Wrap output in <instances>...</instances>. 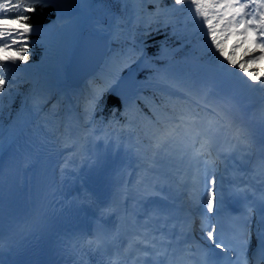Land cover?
Wrapping results in <instances>:
<instances>
[{
	"label": "snow or ice",
	"instance_id": "1",
	"mask_svg": "<svg viewBox=\"0 0 264 264\" xmlns=\"http://www.w3.org/2000/svg\"><path fill=\"white\" fill-rule=\"evenodd\" d=\"M76 0H0V112L3 110V99L8 96L11 100L12 90L19 83L18 74L27 71L32 50L38 41L31 39L33 35L43 37L48 34L52 25L42 27L29 23L32 16L38 11V6L44 7L50 4H70ZM81 3H91V0H79ZM128 2V0H125ZM133 3H153L157 7L154 12L148 13L149 19L145 27L150 28L152 23L158 25L152 29L159 32L160 26L167 28L173 25L175 34V13L188 12V19L192 24V32L199 33L202 54L208 56L207 64L211 72L212 83L202 85L199 89L194 84L178 80L169 73L167 68H158L156 72L161 82L166 85L160 89L167 101L162 105H156V111L152 117H144L147 125L137 130L135 122L126 117L129 111L127 104L120 117L116 115L117 109L112 110V116L106 122L101 118L103 129L97 130L94 126L87 129L84 136L85 142L89 137H96L103 133L109 142L116 143L119 148L125 139L128 141V149L133 150L139 159L151 157L150 168L156 166L157 158H168L183 164L188 158L189 166H195L196 175L191 178V193L189 199L194 205L203 207L206 204L207 213L201 211L200 230L206 233L205 244H200L191 235V225L195 218L191 217L187 230L181 226L179 232L162 229L167 227L170 219L168 212L154 210L143 215V203L153 195H160L157 185L160 183L159 172L149 173L143 169L145 176L137 184L143 188V194H133L131 186L125 182L121 185V198L107 205L97 204L91 193L84 190L82 203L96 206L99 216L97 224L103 226L105 215L119 216L124 221L126 232H121L118 227L114 232L104 230L98 232L91 239H87L89 247L95 246V250L108 252L107 244L116 247V259L110 264H120L122 237L127 238V247L124 251L125 264L132 259L133 264H218L219 253H229L223 257L225 264H250L247 251L250 243V233L245 235V225L234 226L230 238L223 235V228L219 223H213V214H218L223 203V195L217 187L219 181L216 177L218 171L217 161L221 160L219 152L214 154L215 138L224 134L233 127V122L226 119L227 114L220 104L226 102L227 97H220L218 103L210 100V92L214 85H229L234 82L243 88L255 93H264V0H174L171 7H160L162 0H131ZM183 6H187L185 9ZM58 19L62 18V12L58 9ZM137 17V23L142 22ZM187 25H185V28ZM147 34V33H145ZM167 49L161 48V55L156 59H162ZM124 58L131 60L133 56L140 59L145 56L141 47L137 52L135 47L123 54ZM134 62V61H133ZM20 65H25L21 68ZM119 85L118 79L93 82L90 86V94L83 106L85 125H94L95 113L102 111L101 101L106 93H115ZM118 95V93H116ZM181 101L186 107L172 111L168 110V102ZM204 109L203 116L199 109ZM207 118V119H206ZM55 120L56 117L54 116ZM61 128L64 129L61 132ZM56 141L67 139L70 130L62 122L57 121L54 129ZM2 133V125H0ZM241 131L237 129L235 139H241ZM244 143H248L245 137ZM75 144V140L71 141ZM65 146H71L66 144ZM235 147V145L233 146ZM3 139L0 136V174L3 171ZM74 153L70 154L73 155ZM87 158V154H85ZM95 162V161H93ZM203 165V167H201ZM63 167H68L65 161ZM63 167L61 171L63 172ZM211 177V179H209ZM187 184V179L182 180ZM203 182V194H198V186ZM209 184L211 188H209ZM237 194L247 198V188L237 186ZM206 195V201L203 196ZM162 199L167 197L161 196ZM260 199L264 201V193ZM252 208L248 207L251 214ZM143 215V219L141 216ZM161 224L157 226L156 221ZM176 225L173 223L172 229ZM72 243V239L69 240ZM3 251V242L0 240V253ZM135 253V257L129 254ZM195 257V259H194ZM0 264L5 261L0 255ZM256 264H264V240L261 241Z\"/></svg>",
	"mask_w": 264,
	"mask_h": 264
},
{
	"label": "bare ground",
	"instance_id": "2",
	"mask_svg": "<svg viewBox=\"0 0 264 264\" xmlns=\"http://www.w3.org/2000/svg\"><path fill=\"white\" fill-rule=\"evenodd\" d=\"M163 3V2H162ZM152 4V3H150ZM58 14V9L62 12V18L51 28L50 34L43 46V50L38 59L29 61L31 67L27 68V71L21 72L22 75L32 80L34 83V90L27 97L26 102L20 107L17 116L14 118L8 132L2 136L3 139V171L0 174V209L1 199L5 194L4 186L7 177V168L5 162L9 155V152L17 141V139L23 134L24 130L33 122H43L44 128H42V134L44 136V142L48 140H55L53 129L57 121L62 122L70 130V134L67 139H61L56 141L59 146L58 154V172L56 176L59 181V187L61 191L65 193L75 192L78 200L79 214L83 226H87L91 223H97L96 217L99 216V211L96 206H89L86 203H82L84 190L91 193L93 196V189L99 180L106 183V198L102 202H97L100 205H107L113 201L121 198V185L127 182L132 190L133 194L141 195L137 193L132 186V175L134 167L131 163H128L127 167L120 172L121 184H118L111 173V156H113L118 148L116 143L109 142L105 138H100L99 143L106 145V149L103 152L104 156L100 157L99 151L95 146L83 145L82 142L78 144V150L71 151L73 145L65 146L68 144L66 140L78 132L81 125L78 124L79 117L81 115L82 106L84 104L82 93L90 92V86L93 82H102L109 80L114 75V71H118L119 68H107V61H103L97 73L88 78L79 88L70 89L67 88L62 81V72L67 61L69 52L76 41L78 35L83 29L84 21L90 13L89 3H81L76 0L70 4H53ZM142 4H140L141 6ZM143 6V5H142ZM153 10V9H152ZM149 18H146L147 21ZM94 26V25H93ZM97 33H102L105 30L94 28ZM173 66V65H172ZM175 66V65H174ZM21 68H25V65H21ZM99 79V80H98ZM232 102L230 103L231 110L226 113V119L233 122V131L239 129L248 134L251 140L252 152L248 153L244 151L242 146L231 147L230 151L225 153L226 147L219 148L220 154L225 156V168L222 171L220 184L226 183L223 178L224 175H242L251 178L252 190L261 189L264 184V178L261 174V164L258 161V148L264 144V125L259 119L250 120L251 116L258 115L262 108V96L253 93L237 83L232 85ZM52 102L48 106V103ZM244 103V117L239 115V111H243L239 108L237 103ZM81 108V110H80ZM46 109V110H45ZM80 111V112H79ZM75 113V114H74ZM80 114V115H79ZM75 115L76 118H73ZM56 117L54 120L53 117ZM79 125L78 128H75ZM61 132L64 130H62ZM74 153L73 155H70ZM87 154V158H85ZM102 158V159H101ZM65 161H68V167H63ZM95 161V162H93ZM36 165V159L33 157L30 159L29 155H24L17 168L15 177V188L19 192L21 198L30 199V187L32 181V174ZM63 167V172L61 168ZM26 191V195H24ZM173 192L167 190L160 195L151 196L146 202L143 203V207L146 205L152 211L162 210L168 212L170 220H177L180 215L181 207L179 200L173 198ZM161 196L167 197L162 199ZM184 199V198H183ZM182 199L183 202H185ZM101 226V225H100ZM103 227L108 232H114L118 227L121 232H126L127 229L124 226V221L119 216L105 215L103 219Z\"/></svg>",
	"mask_w": 264,
	"mask_h": 264
},
{
	"label": "trees",
	"instance_id": "3",
	"mask_svg": "<svg viewBox=\"0 0 264 264\" xmlns=\"http://www.w3.org/2000/svg\"><path fill=\"white\" fill-rule=\"evenodd\" d=\"M92 6H97V11L101 13L103 19H108L110 17V13L112 14V23L117 25V29L111 30L110 36V50L108 55H110L113 59L119 62L128 61L129 59L124 58L123 54L127 53L130 48L135 47L137 52L140 50L139 47H142L145 51V56L139 62L137 68L145 67L147 69H151L154 66H159L162 64L161 59H156L158 55H161V48L164 47L167 49L164 52L163 56H172V57H182L184 55L192 54L193 48L187 42V38L183 36V29L185 25H187V29H192V24L188 19L187 10L175 13L174 19L175 23V34L173 35V25H168L167 28L160 26L159 32L154 31L158 27L156 23H152L150 28H146L147 31L144 37L143 42H139L133 38V33H135V28L131 24H127L124 19V13L120 10V6L118 2H113L111 0H91ZM169 7L172 6L173 3H169ZM185 9L187 6H183ZM153 8H149V13L154 12ZM126 13V12H125ZM95 15V13H93ZM127 14V13H126ZM32 18L29 23L34 25H40L43 27L52 25L57 20V15L54 11L52 5H47L44 7L38 6V11L34 14H31ZM185 28V29H186ZM184 29V30H185ZM182 30V31H181ZM132 34V35H131ZM129 35L133 42L130 41ZM30 38H37L35 35ZM202 39V37H200ZM32 55L30 60H36L40 54V50L38 48H34L32 50ZM132 60H136V57L133 56ZM130 61V60H129ZM27 90L26 85H18L17 86V94L12 96V105L10 107H6V111L8 117L4 119V125L2 128V133L5 131L6 126L9 124L11 118L17 113L20 105L23 103V99ZM13 94V92H12ZM160 97L156 95H150L149 93H145L142 100L136 101L135 105V125L137 130L145 127L147 125V121L144 117H152L153 113L150 112V106L162 105ZM175 105L176 110L180 109L179 104L173 103ZM119 106V95H110L105 94L103 100L101 101L102 111H96V117L101 122V118L106 122L112 116V110L118 109ZM6 113V112H5ZM5 116V115H4ZM0 133V135L2 134Z\"/></svg>",
	"mask_w": 264,
	"mask_h": 264
},
{
	"label": "water",
	"instance_id": "4",
	"mask_svg": "<svg viewBox=\"0 0 264 264\" xmlns=\"http://www.w3.org/2000/svg\"><path fill=\"white\" fill-rule=\"evenodd\" d=\"M95 20L94 15L90 13L87 15L83 29L69 52L62 72V81L67 88H79L88 78H92L108 53L110 35L107 31L102 33L95 32L93 30V22ZM118 81L119 85L115 92L121 89H133L136 86L132 69L127 70ZM29 130L30 128L26 131L28 132ZM104 187L105 183L100 181L98 188L95 190L98 199L105 198Z\"/></svg>",
	"mask_w": 264,
	"mask_h": 264
},
{
	"label": "rangeland",
	"instance_id": "5",
	"mask_svg": "<svg viewBox=\"0 0 264 264\" xmlns=\"http://www.w3.org/2000/svg\"><path fill=\"white\" fill-rule=\"evenodd\" d=\"M111 1H113V2H118V4H119V6H120V10H124L125 8L124 7H126V5H125V0H111ZM162 2L163 3H161V6L160 7H169V3H173L174 2V0H162ZM153 4V3H152ZM155 7V6H154ZM156 8V7H155ZM97 9H98V7L97 6H92V3H91V7H90V10L93 12V13H95V16L97 17L96 19H97V21H96V23H95V27L96 28H98V29H104V28H106V27H108L109 28V26L110 25H112V18H111V16H112V14L110 13V17L108 18V19H103V17L101 16V13H99L98 11H97ZM140 9L141 10H143V9H145V7L144 6H140ZM111 27V26H110ZM185 29V28H184ZM183 29V36L185 37V38H187V41L188 42H191L192 40L194 41V47H195V50L199 53V55H202V56H207V55H204V54H202V47H201V41H202V39L201 40H198V36L200 35L199 33H193L191 30H188L187 28L184 30ZM51 31V30H50ZM50 34V33H49ZM48 35V34H47ZM47 35H45L44 37H43V42L41 43V42H39V41H41L42 40V37L41 36H39V41H38V43H36L35 44V46H34V48H39L41 51L43 50V46H44V44H45V39H46V36ZM49 36V35H48ZM48 38V37H47ZM47 40V39H46ZM33 53V52H32ZM206 58V57H205ZM143 59V57H141L140 59H136L135 61L137 62V63H139L141 60ZM166 59V58H165ZM134 60H132V63L131 64H134V62H133ZM165 61H167V60H165ZM184 61V60H183ZM206 61H208V59H206ZM130 62V61H129ZM168 62H169V64H171V65H177V63L174 61V59L173 58H170L169 60H168ZM128 63V62H127ZM130 64V63H129ZM21 66V65H20ZM174 66V67H175ZM262 67H264V66H262ZM194 73V72H193ZM193 73H191V74H193ZM189 75V74H188ZM198 75H201V74H198ZM196 77H198V76H196ZM27 77H25L24 75H22L21 73H19L18 74V77H17V80L19 81V83L18 84H22V83H27L28 81H27ZM207 80H210V78H208ZM29 84V83H28ZM17 87V86H16ZM16 87H14L13 88V90H12V92H13V94H12V96H14V95H16L17 94V92H16ZM31 88H32V86L30 87L29 85H28V90H27V94L31 91ZM33 88H34V84H33ZM34 90V89H33ZM29 98V97H28ZM27 97H25V102H26V100L28 99ZM12 100V99H11ZM24 102V103H25ZM23 103V104H24ZM11 105V101H10V99H9V97L8 96H5L4 97V99H3V110H2V112H0V125H2V128H3V125H4V119L7 117V111H6V107H9ZM6 112V113H5ZM5 115V116H4ZM17 116V114L13 117V119L10 121V123H9V125L6 127V129H5V133L3 134V135H5L7 132H8V130L10 129V126H11V124H12V122H13V120H14V118ZM2 135V136H3ZM103 136V137H100V136ZM95 138H97L96 140L98 141L100 138H104V135H103V133H101L100 135H98V136H96ZM100 142V141H99ZM101 144V143H100ZM102 147H103V149H102ZM99 148L100 149H102L103 150V152L105 151V149L107 148L106 147V145H99ZM98 149V148H97ZM103 152H100V157H102V156H104V154H103ZM103 158V157H102ZM101 158V159H102ZM111 161H112V165H111V167H110V169H111V173L114 175L113 177H115L116 178V182L118 183V184H121V179H120V173L118 174V172L120 171V168H121V166L122 165H124V163L122 162V163H120L119 161H116V154L114 155V156H111ZM149 161H151V160H149ZM115 162V163H114ZM118 175H119V180L120 181H117V177H118Z\"/></svg>",
	"mask_w": 264,
	"mask_h": 264
}]
</instances>
